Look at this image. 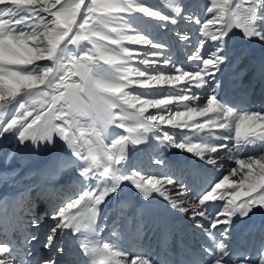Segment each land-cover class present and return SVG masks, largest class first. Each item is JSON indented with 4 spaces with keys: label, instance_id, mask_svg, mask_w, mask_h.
I'll use <instances>...</instances> for the list:
<instances>
[{
    "label": "snow or ice",
    "instance_id": "6c2138e0",
    "mask_svg": "<svg viewBox=\"0 0 264 264\" xmlns=\"http://www.w3.org/2000/svg\"><path fill=\"white\" fill-rule=\"evenodd\" d=\"M211 3L213 7L206 9L209 13L216 9L217 0H211ZM244 4L247 7L235 3L237 11H233L230 0H221V6L216 9L214 18L208 19L203 25V35L219 42L236 27L242 29L247 38H264V34L257 31L256 24L259 19L258 12L264 8V0H244ZM240 9L243 11L240 12ZM97 10L103 15L98 16ZM133 11L161 20L169 19L149 7L133 3L132 0H90L88 3L85 0H0V107L21 93L27 97V102L19 105L18 114L4 124L3 131L18 128V139L21 143L28 139L34 143L40 140L51 143L54 134H59L60 139L73 150L72 157L82 165L78 168L81 177H88L94 168L102 166L101 176L111 181L108 186L99 187L98 191L82 190L74 194V197H67L53 214L52 218L56 222L53 233L57 229L82 232L83 228L91 231L99 206L125 180H129L145 198L156 192L177 211L188 213L193 219L204 220L208 219L205 210L208 202L225 199L223 193L216 195L219 189L225 185L237 189L230 193L227 204L215 218L206 225H199L206 227L209 232L218 225L228 224L236 213L246 215L252 207L264 206V155L247 160L237 159L239 168L232 170L231 174L235 176L243 173L238 184H229V177L224 176L218 183L213 182L197 198H189L184 185H178L170 175H144L135 170L131 176L114 173V166L124 158L126 144L129 141L132 144L140 143L141 133L151 129L160 130L164 141L193 152L201 159H205L206 153H215L218 156L221 150L228 147L226 143H175L174 137L168 131L161 130V125H170L173 129H189L191 132L227 133L222 136L225 141L232 139L231 134L234 131L237 147L242 143L264 144V114L260 112L245 113L237 117L232 110L223 108L214 95L207 99V106L203 108L184 105L186 112L176 111L173 115L168 107L174 101L179 106L184 101L203 99L192 89L203 88L207 83L206 78L214 75V71L224 62L225 56L221 54L223 47H218L207 58L195 54L190 57V60L202 62L203 68L198 71H186L176 67L179 75L175 76H148L146 72L138 71L135 79L127 74V62L131 59L128 50L121 48L119 53L113 55V50L101 45L99 41L120 45L121 40L126 38L134 43L162 47L153 44L145 36L124 37L113 28L111 31L117 32L118 38H112L102 31L103 27L117 19V14ZM176 11L179 12L180 9L177 7ZM42 13L47 15H41ZM171 22L176 21L173 19ZM195 23L200 24L201 21L196 20ZM209 25L218 26L215 31L209 32ZM81 41L92 44V48L84 55L73 54L68 50L69 45H79ZM154 55L160 56V53ZM100 59H103V65ZM44 60L51 64L41 65L39 62ZM141 62L145 65L158 63L147 59ZM164 64L167 66L168 62L164 61ZM113 68L120 73L118 83L111 82L113 73L110 70ZM74 77L78 79H73ZM133 83L145 89H151L154 84H183L185 87L179 93L163 95L164 98L141 99L144 96L141 93L130 96L125 91ZM149 108L157 109V113L145 115ZM114 109H120V112L117 113ZM128 109L135 111L129 112ZM166 112L168 115L164 114ZM208 113H214L216 118L208 117ZM81 116H88L92 120V135L95 139L81 142V137L76 135L78 118ZM196 116L207 119L200 122L194 119ZM117 120L120 121L117 126L124 128L129 135H120L119 139H113L109 148L103 142L104 131ZM128 120L133 123L126 124ZM207 162L216 164L217 160L208 157ZM155 163L159 165L162 162L157 160ZM168 186H179L177 198L169 195ZM52 239L53 236L50 235V243ZM81 247L89 255L90 264H113L114 257L123 255L114 252L109 243L97 242L90 245L81 242ZM225 247L223 242L216 244L218 252L223 253ZM8 251L6 245H0V257H4ZM0 264H8V261L0 258ZM115 264H120V261L116 260ZM132 264L151 262L141 258L133 260ZM212 264H222V257L214 259ZM259 264H264V256Z\"/></svg>",
    "mask_w": 264,
    "mask_h": 264
},
{
    "label": "bare ground",
    "instance_id": "6f19581e",
    "mask_svg": "<svg viewBox=\"0 0 264 264\" xmlns=\"http://www.w3.org/2000/svg\"><path fill=\"white\" fill-rule=\"evenodd\" d=\"M89 1L90 0H85V3H88ZM231 3L233 4V11H237L234 7L235 3H241L244 7H247V4H244V0H231ZM191 5L193 4L186 3L185 11L184 7L181 8L183 13L187 15L186 17L190 18L189 20L192 19L186 28H176L174 25H171V28L168 27V29H180V31H177L179 33L174 32V34L179 37L177 40H169L168 38H170V35L169 37L163 36L159 31H157V33L155 31L160 24H169V21L171 20V16L169 15L166 16L163 14V16L169 18L168 20H152L150 17L143 18L144 23L141 25L138 24V26L135 27V34L138 36H145L147 39L152 41L153 44L164 42L165 47L169 46L165 53L161 51L163 53L161 61L164 63L166 59H172V62L170 61L171 64L168 63V66H165V64H160V62H158L147 67V65L141 61L145 59L149 61H152L153 59L154 61L159 60L161 55L156 56L157 58L153 57V59L147 58L152 52H157L158 48L146 44L141 45L142 50H138V48L135 49L136 57H139L141 54L142 56L139 57V59L133 60V63H136L138 68L144 66L142 69L145 70V72L147 71L146 74L161 71V74L164 76H175L177 74L179 75L176 71V67H180L186 71H198L203 68L201 61L189 59L190 57H193L194 54L205 58L206 55L207 57L209 55V51H207L206 47L224 46L223 52L221 53L225 56L224 62L219 65L218 70L214 71V75L206 78L207 83L204 87L195 89V92L201 95L204 99L203 102L207 100L206 97L214 95L219 104L225 109H228L227 107L231 105L236 106L243 101L249 102L251 99L259 104L264 103V38L257 36L247 38L242 29L233 27L223 40L219 42L213 41L209 37L204 36L203 32L199 31V28L196 26L197 23H195L196 20L201 21L200 26L207 23L206 17L208 15L205 12L207 10H204L203 8L200 9V11H196L195 9L192 10ZM188 6L191 7L190 11H187ZM239 11L242 12L243 9H240ZM260 15L264 16V8L259 10V19L256 22L257 31L264 34V17L261 19ZM47 18L50 19V17ZM214 27L216 28L217 25ZM187 42L189 43L187 44ZM99 43L110 48V45H108L106 41H99ZM187 45L189 47L192 46V48L194 47L191 53L189 50L190 48L188 49ZM74 48H77V46L74 45ZM183 48H186V51ZM143 56H146V58L142 59ZM100 60L103 65V59ZM50 64L51 63H49V65ZM104 67H107V65H104ZM130 87H132L130 88L132 92L137 91L139 93L142 91V89L140 90L139 88H136L137 86H135V84H132ZM168 87L169 85H161L156 88H158L160 92H165V90H169ZM174 87H177L176 89L179 93L185 85L177 84ZM155 96V92H151L149 90V92H147L142 99L155 98ZM22 102H27L25 94L21 95V97L17 96L15 99L6 102L3 106H6L5 111L7 114L0 117V148H3V141L5 139L4 135L8 136L12 133L11 130L7 132L3 131L4 124H6L7 121L14 115L18 114L17 109ZM183 103L188 107L203 108L207 106V103L203 104L201 103V100L184 101ZM168 107L173 115L176 111H180V104L178 106L176 102H173ZM0 108L2 109V107ZM182 109H185L182 112L187 111L185 107ZM155 110L157 109L149 108L145 115H148V113L150 114ZM114 111L119 113L120 109H114ZM234 115L238 117L240 112H236ZM208 117H212L214 119L216 118L214 113H208ZM194 119L204 122L207 117L196 116ZM57 123L62 122L57 121ZM119 123L120 121L117 120L114 123L115 128L105 129L104 131L105 139L103 142L107 144L109 148H111V141L113 139H119L120 135H129L124 128L117 126ZM125 123L130 125L133 121L128 120ZM91 125V119H87L84 123L79 122L78 131L81 138L95 139V136L92 135ZM160 128L161 130L168 131L174 137L175 143L208 145L226 143L228 147L225 150H221L218 156L215 153H206L205 159H201L193 152H189L185 149L174 146L173 143L164 141L161 138L160 130L151 129L148 132L141 133L140 143L132 144L129 141L126 144L123 160L114 166V173L116 175L131 176L132 169H130V166L133 165L132 163L135 159H138L139 161H142V166L141 170H138L137 172L152 176L170 175L177 181L178 185L182 184L185 188L186 184L195 177V173L193 172L194 169H197L201 173H210L212 176H215L216 178L213 182L218 183L224 178V176H228L229 183L232 182V184H238L243 173L241 172L233 176L231 174L232 170H230L231 167H236L235 169L239 168V165L236 164V160H247L251 157L264 155V144L261 142H254L253 144H262V154L242 158L241 153H243V150L252 143H242L239 147H237L234 131L231 134L232 139L225 141L222 139V136L227 135V133L215 134L208 131L191 132L189 129H173L170 125H161ZM174 131H178L177 135L172 134ZM81 134L83 135L81 136ZM55 136V142L46 149L42 148V150H44L37 152L36 155L29 151L30 149L24 148L25 145L23 146V144L26 140L21 143L18 139V134L16 135L18 139L16 142L15 140L12 141L11 138V140H5L6 146L4 149L7 151L8 148H11L13 151L11 156L14 158V161H4V152L3 149L1 150L0 210L3 206L8 208L9 212L5 218L9 225L13 228H15L17 224H25V226L29 225V231H31L37 224H40L39 229H43L46 226L50 233H53L52 229L56 226V222L52 217L54 212L59 207L58 204H60V199L64 202V199L66 200L67 197H74V194L82 191V186L84 187L83 190L92 189L94 191H98L99 187L108 186L111 183L108 178L101 176L100 173L102 172V166L94 168L88 177H81L78 168L82 165L80 162L76 163L77 161L74 157H72V152H70V147L67 143L66 145L63 143L65 141L60 139L59 134H56ZM42 142L43 141H41V143ZM28 147L30 148V146ZM142 150H148L146 152L150 153L149 155L151 156L158 153L159 161L162 163L152 166V162L150 164V161L146 159L142 160V158H144ZM155 150L158 151L155 152ZM208 157L216 158L217 163H208ZM2 163L7 166L2 167ZM168 187L170 189L169 195L173 198H177L179 186L176 188H172V186ZM72 188H77L76 193ZM236 190L237 189H233L232 192ZM187 192L189 198H193L192 194L188 190ZM16 199L19 200L18 203L20 205L18 204V207H22V212L20 214H17L13 209ZM40 199L43 200L41 201L39 208L41 205L43 206L42 211L44 213L42 217L44 220L39 219L30 223L29 221L31 220V217L28 216V211L32 210V205L37 204L36 201ZM46 208L52 209L53 213L50 212V215H47ZM258 211L259 215L264 216V206H262ZM38 213L40 214L39 210ZM21 215H24L26 218L17 222V220H19L18 217ZM188 219L191 221H197L198 218L193 219L190 214L177 211L166 199L161 197L156 192H152L147 198H145V196L142 195L129 180H125L121 183L117 188V191L105 199V201L99 206V212L96 215V221L100 222L101 232L103 234L114 230L115 233L118 234L126 229L123 233L119 234V236H124L126 232H129L135 220H139L140 222L156 220L165 224H168L167 222L171 221L173 224L180 226L181 223L184 222H189L191 224ZM0 223L2 222L0 221ZM119 224L121 225L116 229ZM1 230H3V226L0 227V234H4ZM65 231L67 232L68 229H57L56 232L53 233V236L59 232H61L62 235ZM82 231L87 232V230L83 228ZM17 233L18 235L20 234L19 231H17ZM32 234L36 235L37 230H33ZM15 237L17 238L18 236ZM64 239L69 240L71 238H67L66 236ZM46 251L48 252L49 249ZM47 256H49V254ZM139 259L140 258L124 257L123 261L124 264H132L133 260ZM49 262L55 263V260H51Z\"/></svg>",
    "mask_w": 264,
    "mask_h": 264
},
{
    "label": "rangeland",
    "instance_id": "374dc122",
    "mask_svg": "<svg viewBox=\"0 0 264 264\" xmlns=\"http://www.w3.org/2000/svg\"><path fill=\"white\" fill-rule=\"evenodd\" d=\"M132 2L135 3V4H140V5H144L146 7H149L150 10L157 11L161 15H163V14H165L166 16L169 15V16H171V20L174 19L176 21L175 23H172L171 20H170L168 25H167V23H162L157 28V30L155 29L156 33H157V31H159L161 33V35H163V36H168L169 37V35H170V38H168L169 40H172V39L177 40V39H179V37L176 36L174 34V32L179 33L177 31H180V29H170L171 28V25H174L176 28H183L184 29V28L187 27V25H189L188 23L192 21V19L189 20L190 18L186 17L187 15L185 13H183V10L181 9V8L184 7V11H185V7H186L185 5H186V3L193 4V5H191L192 6V10L195 9L196 11H200V9H202V8L204 10H206L208 7H213V5L211 3V0H188V1L187 0H132ZM230 3H231V0H230ZM220 6H221V0H217L216 9H218ZM177 7L180 9L179 12L176 11V8ZM190 8L191 7L188 6L187 11H190ZM216 9H214V12L213 13H209V12L205 11L207 13V15H208L206 17V21L208 19H213L214 18ZM41 15H43V14H41ZM44 15L46 16L47 14H44ZM97 15L99 16V15H103V14L99 10H97ZM143 16H145V17H143ZM146 17H150V16H147V15H145L143 13L135 12V11L130 12V13L129 12L120 13V14H117V19H115V20L111 21L110 23H108L105 27H103V30L102 31L105 34L111 36L112 38H118L117 37V32H119L124 37H136L138 35L135 34V30H136L135 27L138 26V24L139 25L143 24L144 23V19L143 18H146ZM189 17H192V16H189ZM150 18H152V20H159L156 17H150ZM50 19H51V17H50ZM150 23H151V21H150ZM196 26L199 28V31H201V29L203 28V24H202V26H200V24H196ZM214 26L215 25H209L208 31L209 32L215 31V27ZM168 27H170L169 28L170 30L168 29ZM113 28L117 29V32H112L111 30ZM178 42H180V41H178ZM188 43L189 42H187V44ZM156 44H158V45L160 44V45H162V47H159L160 49L158 48L157 52H152L147 58H152L153 59V57H156V55H154V53H160V55H161L160 59L159 60H155V61L160 62V64H164L163 61H161V58L163 56V53H165V51L169 48V46L168 47H165V43L164 42H158ZM177 44H179V43H177ZM108 45H110V49L113 50L112 53H111L113 55L119 53L120 50H121V48H124V49H127L128 50V54L131 55V59L128 60V62H127V68H128V73L127 74L130 77L135 78V75H136V73L138 71H144L145 72V70L142 69V68H144V66H141V68H138V65L136 63H133L134 62L133 60L139 59V57L142 56V54H141L139 57H136V54H135L136 51H135V49L138 48V50L139 49L142 50L141 45H143V44H141V43H134V42H132V40H129V39H126L125 38V39H122L121 40L120 45H111V44H108ZM76 46H77V48H74V45H69L68 46V50L70 52H72L73 54H79L81 56L84 55V53L88 49H91L92 48V44L89 41H81L80 44L79 45H76ZM184 47H185V45H184ZM218 47H223L224 48V46H209V47H206V49H207V51H209V54H210V53L216 51V49ZM164 48H166V49H164ZM193 48H192V46H190V47L188 46V49L190 50V53L193 50ZM183 49L186 51V48H183ZM161 51H163V53ZM172 57H173V55H172ZM145 58H146V56H143L142 57V59H145ZM205 58H207V55H206ZM168 60L166 59V61L171 64V62H172L171 60L172 59H168ZM152 61H154V59ZM39 63L41 65H45V64H49L51 62H49L47 60H44V61H40ZM100 63H101V60H100ZM148 66L149 65H147V67ZM167 66H168V64H167ZM110 71L113 73L111 82L118 83L119 82V79H120V73H118L117 69H114V70L111 69ZM161 73H162L161 71H159V72L157 71V72L149 73L147 75L148 76L163 75ZM73 79H78V78L74 77ZM133 84H135V83H133ZM131 85L132 84H130L125 89V91L128 92L130 94V96H137L140 93L145 96V94L147 92H149V90L151 92H155V94H156L155 98H164L163 95L172 94V93H178V91L176 89L177 87H174L172 85H169V87H168L169 90H165V92H163V91L160 92L159 89L156 88V87H160L161 85H155L154 84L151 89H145V88L140 87V85L135 84V86H137L136 88H139L140 90L142 89V91H140L139 93L137 91H133L132 92L130 88H132L134 86L130 87ZM195 89L196 88H193L192 90L195 91ZM21 95H24V93H21L19 96L21 97ZM142 97L143 96H141L140 98L142 99ZM206 98L208 99V98H210V96H208ZM143 99H145V98H143ZM203 100L204 99L201 100V103L206 104L207 103V100H205V102H203ZM184 105H185L184 103H182V105L180 104V111L181 112L185 110V109H182L184 107ZM5 109H6V106L5 107H2V109L0 108V117H2V115L4 116V115L7 114L6 111H5ZM128 110L129 111H135L134 109H128ZM156 113H157V110L151 112L150 114H156ZM164 114L165 115H168L167 112L164 113ZM78 119H79V122L84 123V121H87V119H90V117H88V116H81ZM109 128H115V125L114 124H110V125L107 126L106 129H109ZM75 131H76V135L77 136H80V133L78 131V128ZM11 132L12 133L10 135H8V136L4 135V138L5 139L3 141V148L2 147L0 148V152H1L2 149H3V152H4V155H3L4 158H3V160L4 161H7L8 160V162H10L9 160L14 161V158L11 156L12 153H13V151L11 150V148H8L7 151L4 149L5 146H6L5 140H9L11 138L12 141H14V140H15V142L18 141V139L16 137V135L18 134V128L17 129H12ZM177 133H178V131H174L172 134H174V135L176 134L177 135ZM55 135L56 134H54L51 143H48L47 141L40 140V141H37V144H36L31 139H28V140H26L27 143L24 142L23 146L25 145L24 148L30 149L29 151H31L33 154L36 155L37 152L43 151L44 149L48 148L49 146H51L55 142V138H56ZM83 140H85V139L84 138H81V142H83ZM41 141H43V142L41 143ZM63 143L66 145V142H63ZM13 145H15V144H13ZM28 146H30V148ZM42 148H44V149L42 150ZM33 149H35L37 151H35ZM72 151L73 150L70 148V152H72ZM146 151H148V150H142V154L144 155V158H142V160L143 159L144 160L146 159V160L150 161V164L152 162V166H155V164H156L155 161L159 160V158H158L159 157V154L158 153H155V154H153V156H151V155H149L150 153H148ZM157 151L158 150H155V152H157ZM76 163H78V161ZM132 164L133 165L130 166V169H132V171L133 170H135V171L141 170L142 161H139L138 159H135ZM6 166H7L6 164H3L2 163V167H6ZM235 168L236 167H231L230 170H233ZM145 175H147V174H145ZM72 189H74V188H72ZM83 189H84V187L82 186L81 190H83ZM74 190H75V193H76L77 188L74 189ZM61 200L62 199H60V204L62 203ZM60 204H58V206H60ZM30 223H32V222H30Z\"/></svg>",
    "mask_w": 264,
    "mask_h": 264
}]
</instances>
